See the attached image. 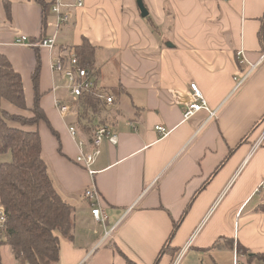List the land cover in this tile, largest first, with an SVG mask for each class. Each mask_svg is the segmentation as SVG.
Returning <instances> with one entry per match:
<instances>
[{
  "label": "crops",
  "instance_id": "0c3cea01",
  "mask_svg": "<svg viewBox=\"0 0 264 264\" xmlns=\"http://www.w3.org/2000/svg\"><path fill=\"white\" fill-rule=\"evenodd\" d=\"M42 1L46 6L0 0V53L20 72L28 108L39 64L48 118L38 124L42 154L57 191L77 208L74 237L59 233L60 258L52 264H129L126 256L155 264L176 223V256L166 253L158 264H264L253 256L264 253V61L251 71L264 51V0H141L147 17L139 0H84L65 8L71 20L58 34V48L83 39L94 46L98 90L114 99L92 117L93 125L107 123L119 136L116 145L103 143L94 176L76 162L71 119L55 104L67 92L52 72L53 52L14 42L19 34L32 40L53 34L54 0ZM247 74L236 88L235 76ZM192 82L208 107L185 118ZM1 108L32 114L0 98ZM79 128L89 141L91 131ZM90 187L101 195L105 224L91 214L84 196Z\"/></svg>",
  "mask_w": 264,
  "mask_h": 264
},
{
  "label": "trees",
  "instance_id": "16d2710c",
  "mask_svg": "<svg viewBox=\"0 0 264 264\" xmlns=\"http://www.w3.org/2000/svg\"><path fill=\"white\" fill-rule=\"evenodd\" d=\"M36 1L46 6L42 0ZM43 26H47L45 17ZM73 47L80 63L94 70V46L83 39L81 44ZM37 57L39 62L40 58ZM39 70L38 64L33 73L36 91L34 104L28 108L20 72L5 54L0 53V98L12 103L20 111L30 110L32 113L24 116L0 109V155H11L10 160L0 161V204L5 206L7 215L6 230L0 237V247L9 245L18 264L56 263L60 258L59 233L73 238L76 230L77 208L57 191L42 154L38 124L41 120L48 121V118L40 104ZM80 104L82 111L79 125L85 131H92L97 126L92 124V117L101 112L103 103L93 93H87L80 97ZM259 209L264 211V199ZM177 227L178 223L158 254L155 264L166 253H171L172 258H175L171 240ZM239 249L248 253L245 247L239 246ZM253 256L264 261V253ZM126 260L129 264H137L127 256Z\"/></svg>",
  "mask_w": 264,
  "mask_h": 264
},
{
  "label": "built area",
  "instance_id": "2783aa9c",
  "mask_svg": "<svg viewBox=\"0 0 264 264\" xmlns=\"http://www.w3.org/2000/svg\"><path fill=\"white\" fill-rule=\"evenodd\" d=\"M83 4L84 0H76L74 3H65L62 0H54L50 5V10L54 14L55 20L52 23H48V25H51L54 28L53 34L35 40L30 39L27 35L19 34L16 36L14 42L18 45L46 48L53 52L51 61L52 72L58 77L60 81L59 85L67 92V97H58L55 100V104L60 115L64 119H71L67 122V128L69 134L77 141L79 147L76 162L82 164L88 169L90 175L94 176L96 170L93 168V165L101 154L103 143L107 141L116 145L119 141V136L109 124L101 123L91 131L89 141L82 137L79 128V116L82 111L80 97L87 93H93L103 104L107 105H111L114 102V99L111 95L106 94V92L98 90V83L94 77V70H91L80 63L74 47L58 48L57 44V37L60 30L71 20L70 11L65 8H77L83 6ZM237 59L241 63L247 61L244 58V52L242 49L237 51ZM262 61H264V51L262 52L260 61L252 64L251 71H254ZM247 77L248 74L243 78L235 76V79L237 80L236 88H238ZM59 85L58 87H60ZM191 90L193 98L186 103V109L184 111L185 118H188L195 112L208 107L207 101L197 83H191ZM215 116L216 111H210V117ZM155 128L163 135L167 133L165 127L162 125H156ZM259 189H264V181L261 183ZM84 196L89 201L91 214L95 221L104 224L107 223L108 215L100 205V193L95 188L90 187L85 190ZM6 221L7 215L5 206L0 204V237L5 234ZM113 229L114 228L107 230L105 237H108ZM0 264H2V261H0ZM234 264H238L237 261Z\"/></svg>",
  "mask_w": 264,
  "mask_h": 264
},
{
  "label": "rangeland",
  "instance_id": "374dc122",
  "mask_svg": "<svg viewBox=\"0 0 264 264\" xmlns=\"http://www.w3.org/2000/svg\"><path fill=\"white\" fill-rule=\"evenodd\" d=\"M0 257L2 264H18L9 245L4 244L0 247Z\"/></svg>",
  "mask_w": 264,
  "mask_h": 264
},
{
  "label": "water",
  "instance_id": "95a60500",
  "mask_svg": "<svg viewBox=\"0 0 264 264\" xmlns=\"http://www.w3.org/2000/svg\"><path fill=\"white\" fill-rule=\"evenodd\" d=\"M139 7H140V10H141L142 16L143 17L148 16V14H149L148 10H147L146 6L144 5V3L141 0H139Z\"/></svg>",
  "mask_w": 264,
  "mask_h": 264
}]
</instances>
